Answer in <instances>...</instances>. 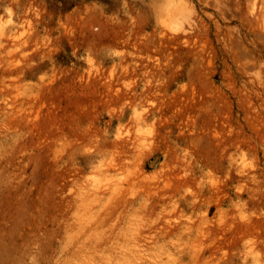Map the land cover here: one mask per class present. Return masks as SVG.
I'll return each mask as SVG.
<instances>
[{"label":"rangeland","instance_id":"obj_1","mask_svg":"<svg viewBox=\"0 0 264 264\" xmlns=\"http://www.w3.org/2000/svg\"><path fill=\"white\" fill-rule=\"evenodd\" d=\"M234 2L0 0V264H264V0Z\"/></svg>","mask_w":264,"mask_h":264},{"label":"bare ground","instance_id":"obj_2","mask_svg":"<svg viewBox=\"0 0 264 264\" xmlns=\"http://www.w3.org/2000/svg\"><path fill=\"white\" fill-rule=\"evenodd\" d=\"M209 1V0H208ZM218 1V0H217ZM249 1L250 0H248V3H249ZM182 2V1H181ZM214 2V1H213ZM226 2V1H225ZM215 3V2H214ZM180 4V3H179ZM185 4V3H184ZM210 4H211V2H210ZM234 4L236 5V6H238L239 4H238V0H235V2H234ZM256 4V3H255ZM170 5V4H169ZM181 5V4H180ZM213 5V4H212ZM229 6V5H228ZM253 6V9L255 10V5H252ZM251 6V7H252ZM181 7L182 6H180V9H179V7L177 6V8L178 9H176V7L175 6H172L171 8H174L173 10H169V16H168V18L170 17V24H171V22H172V24H174L175 26H177L178 24H180V23H182L183 21H184V19L186 20V19H188L189 18V16L187 17L185 14H186V12L188 11L187 9L189 8H187L185 11V13H184V10L183 9H181ZM214 7V6H213ZM230 7V6H229ZM224 8V7H223ZM227 8V7H226ZM235 8V7H234ZM166 9V8H165ZM229 9V8H228ZM230 10V9H229ZM252 10V9H251ZM232 11V10H231ZM248 11H250V10H248ZM250 12H253V11H250ZM191 13H192V11H191ZM191 13L189 14V15H191ZM224 13H226L225 11H224ZM228 13V12H227ZM253 14V13H252ZM188 15V14H187ZM233 15V14H232ZM228 16V15H227ZM254 16V14L252 15V17ZM167 17V16H166ZM184 19H183V18ZM187 17V18H186ZM167 18V19H168ZM168 20V21H169ZM229 20V19H228ZM258 20H260V14H255V17H254V21L255 22H257ZM188 22V25H189V22L190 21H187ZM186 22V23H187ZM181 25H183V24H180V26ZM192 25V24H191ZM187 26V25H186ZM190 26V25H189ZM178 27H179V25H178ZM185 27V26H184ZM176 28V27H175ZM175 28H174V30H175ZM181 28H183V26L181 27ZM188 28V27H187ZM176 29H179V28H176ZM189 29V28H188ZM184 31H187V30H184ZM184 31H183V33H184ZM189 31H191V30H189ZM177 32V31H176ZM176 32H175V34H176ZM174 36V35H173ZM150 198V197H149ZM148 203V202H147Z\"/></svg>","mask_w":264,"mask_h":264}]
</instances>
